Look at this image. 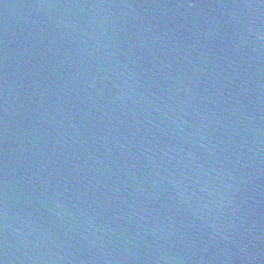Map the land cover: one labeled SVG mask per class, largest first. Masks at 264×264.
<instances>
[{
    "label": "water",
    "instance_id": "water-1",
    "mask_svg": "<svg viewBox=\"0 0 264 264\" xmlns=\"http://www.w3.org/2000/svg\"><path fill=\"white\" fill-rule=\"evenodd\" d=\"M0 264H264V0H0Z\"/></svg>",
    "mask_w": 264,
    "mask_h": 264
}]
</instances>
